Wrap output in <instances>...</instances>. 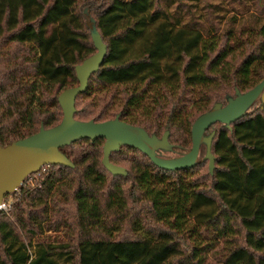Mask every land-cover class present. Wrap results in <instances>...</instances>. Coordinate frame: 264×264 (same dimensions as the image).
<instances>
[{
    "label": "trees",
    "instance_id": "16d2710c",
    "mask_svg": "<svg viewBox=\"0 0 264 264\" xmlns=\"http://www.w3.org/2000/svg\"><path fill=\"white\" fill-rule=\"evenodd\" d=\"M80 1L91 6L108 52L87 91L78 95L76 108L78 99L94 90L122 86L123 120L158 136L170 130L177 153L191 149V128L199 115L225 102L236 88L247 91L264 78V0H257L261 16L255 14L254 23L259 25L236 29L233 16L223 31L186 19L184 0H0L1 144L62 120L58 96L78 84L76 65L97 51ZM189 1L212 8L209 0ZM195 88L199 98L185 102L186 90ZM116 94L92 119H110ZM149 98L152 107L146 112ZM260 105L258 101L230 128L217 123L207 131L216 130L213 174L209 164L208 173L199 174L207 162L201 156L195 167L167 171L125 146L111 160L124 149L132 152L129 174L114 176L102 163L103 138L64 147L75 167L48 165L57 171L49 172L35 189L26 179L11 194H21L20 203L9 210L13 212L0 210V264H209L210 253L220 244L226 253L214 264H264ZM91 114L88 108H77L75 117L90 120ZM81 145L88 150L75 148ZM26 200L39 205L38 215L34 209L26 215L16 212ZM139 202L158 226L149 229L142 217L132 218L130 204ZM61 203L74 207L77 243L33 240L44 230V215L51 206L60 209ZM127 222L137 237L118 236Z\"/></svg>",
    "mask_w": 264,
    "mask_h": 264
},
{
    "label": "water",
    "instance_id": "95a60500",
    "mask_svg": "<svg viewBox=\"0 0 264 264\" xmlns=\"http://www.w3.org/2000/svg\"><path fill=\"white\" fill-rule=\"evenodd\" d=\"M85 14L97 51L76 65L78 84L63 90L58 96L63 112L58 124L51 127L42 124L36 133L25 138L13 140L6 145L0 142V206L6 196L13 194L29 176L39 172L44 166L75 167L63 148L81 139L105 140L102 163L114 176L129 174L126 167L111 160V154L120 151L123 146L141 151L157 167L167 171L195 167L199 163L202 148L205 147L203 160L209 162V170L213 174L216 156L212 147L216 130L210 133L207 131L217 123L230 128L232 123L248 115L258 101L261 103L260 107L264 106V78L247 91L236 88L235 94L227 95L225 102H216L195 119L191 128V149L175 156H167L168 153H176L179 148V145L170 142V130L158 136L156 133H149L144 127L125 122L120 114L103 121L77 119V97L87 91L91 76L99 71L108 52L107 44L88 8L85 9Z\"/></svg>",
    "mask_w": 264,
    "mask_h": 264
},
{
    "label": "rangeland",
    "instance_id": "374dc122",
    "mask_svg": "<svg viewBox=\"0 0 264 264\" xmlns=\"http://www.w3.org/2000/svg\"><path fill=\"white\" fill-rule=\"evenodd\" d=\"M90 2L95 1L97 4L102 2L101 0H89ZM212 3V8L207 7L204 2L202 1H196L193 2L192 6L191 3L192 1L189 0H184L183 2V9L182 14L186 19H191L195 18L196 20H199V22L204 23V25H207L208 27L211 28V30H215V28H219V31H223L224 29L228 28L230 26V20L231 18L236 17L237 18V23L235 25L236 29H239L241 27L245 28H250L251 25L256 24L259 25L258 22L254 23V15L256 16H261V14L258 13V3L257 0H209ZM256 1V2H255ZM79 8L82 10V12H85V9L88 8L89 12L91 13V6L87 4L86 2L84 3L83 1H80L79 3ZM174 8V7H173ZM173 10V9H172ZM93 12V11H92ZM84 14V13H83ZM262 19V18H261ZM86 24L88 21V18L85 19ZM264 21V20H263ZM261 20V22H263ZM215 24L214 26L211 24ZM247 33H245V36ZM24 78L27 79V75L24 76ZM29 81H33V75H30ZM75 84L74 86H76ZM123 87L122 86H112L110 90H94L89 93V95L80 97L77 102V108L82 109V108H88L92 111V118L94 116L98 115L101 109L103 108V105L107 102H109L112 98V95L114 93L116 94L115 98V105L113 104V109L109 112L111 114L110 118H113L119 111H120V101L122 100V97L124 96L122 92ZM63 91V90H62ZM56 92V89L50 92V96L46 98H51L52 95ZM61 92V91H60ZM186 99L187 100H197L199 98L198 91L197 89H189L186 90ZM39 95V90L35 92V97H38ZM100 99H103L100 101ZM149 102L146 103L145 108L146 112H149L151 107H152V102L151 99H148ZM91 103H94V106H91ZM37 105V101L34 103ZM55 109V108H51ZM56 109H58L56 107ZM144 110H141L142 113H146ZM162 135V133H161ZM83 146V147H82ZM81 151L82 149H87L88 148L84 145L77 146L75 147ZM66 151L70 154L73 155V157H76V152L73 153V149L66 148ZM205 154V150L203 149L201 152V157H203ZM133 155L132 152H127L126 149L123 150V153L121 156H116L114 158V162L116 164L122 165L127 167L128 169L131 167V156ZM103 157V153L101 158ZM208 161L206 163H203L202 167L199 170V174L202 176L203 174L208 173ZM52 171H57V169L47 166L43 167L42 174L34 176L31 175L27 178V186L31 189H35L38 185L40 180H42L49 172ZM210 182V180H209ZM130 185V184H128ZM127 185V186H128ZM35 191H32L31 196L35 195ZM60 195L59 193H56ZM21 200V194L19 193L18 195H10L7 198V207L6 209H3L5 212L10 213L13 212L12 210L9 212L11 209L12 205L14 203H20L19 201ZM22 205H18L16 212L25 214L30 211L31 209H34L36 214H39V205L37 206L35 203L30 200L22 202ZM63 203L60 204V209L57 207L54 209L53 206H51V211L47 214L44 215V230L42 233L39 235L35 236L33 240H39V239H46L49 242L52 243H77L78 241V231L75 226V219H74V214L75 210L73 209L74 207L70 204L67 203L64 206L62 205ZM59 210V211H58ZM130 213L132 218L142 217L144 221V225L146 227H156L158 226L157 223H155L156 226H154V221L152 220V217L146 212V206L144 202H139V203H131L130 204ZM131 224L129 222L125 223L123 229L121 232L118 234L120 238H131V237H137L136 234L133 235V231L131 228ZM22 234L24 237H26L25 232L22 230ZM211 237V234H209ZM187 238V237H186ZM188 239V238H187ZM187 239L183 240L186 245L188 246L189 242ZM236 240L239 241L238 238H235ZM187 248V247H186ZM226 253V250L224 249V244H220L214 252H211L209 255L208 262L209 264H214L217 261H220Z\"/></svg>",
    "mask_w": 264,
    "mask_h": 264
},
{
    "label": "flooded vegetation",
    "instance_id": "af4514ba",
    "mask_svg": "<svg viewBox=\"0 0 264 264\" xmlns=\"http://www.w3.org/2000/svg\"><path fill=\"white\" fill-rule=\"evenodd\" d=\"M118 114H120V118L123 120V118H122V116H121V113L119 112V113H117L114 117H116ZM113 117V118H114ZM110 119H112V118H110ZM125 121V120H124ZM126 122V121H125ZM128 123V122H127ZM130 124H132V123H130ZM133 125H135V124H133ZM137 126H139V125H137ZM41 127V126H40ZM142 127V126H141ZM149 132V131H148ZM150 133V132H149ZM123 147H125V146H123ZM122 147V148H123ZM121 148V149H122ZM204 148V147H203ZM183 153V151L182 152H179V153H177V150H176V153H168L167 154V156H175V155H178V154H182Z\"/></svg>",
    "mask_w": 264,
    "mask_h": 264
},
{
    "label": "built area",
    "instance_id": "2783aa9c",
    "mask_svg": "<svg viewBox=\"0 0 264 264\" xmlns=\"http://www.w3.org/2000/svg\"><path fill=\"white\" fill-rule=\"evenodd\" d=\"M6 208H8V207H7V204L4 202V203L0 206V210L6 209Z\"/></svg>",
    "mask_w": 264,
    "mask_h": 264
}]
</instances>
